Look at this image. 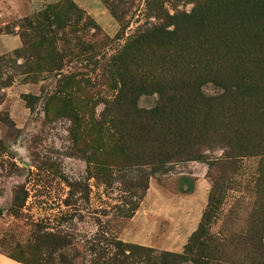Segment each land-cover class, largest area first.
Instances as JSON below:
<instances>
[{"label": "rangeland", "instance_id": "obj_1", "mask_svg": "<svg viewBox=\"0 0 264 264\" xmlns=\"http://www.w3.org/2000/svg\"><path fill=\"white\" fill-rule=\"evenodd\" d=\"M47 4L83 19L42 64L26 19ZM226 77L240 94L160 118L163 98L216 97ZM263 93L264 0H0V255L163 264L210 199L198 256L264 264ZM174 125L183 138L160 139Z\"/></svg>", "mask_w": 264, "mask_h": 264}, {"label": "trees", "instance_id": "obj_2", "mask_svg": "<svg viewBox=\"0 0 264 264\" xmlns=\"http://www.w3.org/2000/svg\"><path fill=\"white\" fill-rule=\"evenodd\" d=\"M197 4V7L192 8L190 10L189 13H186L187 16H191L194 13H196L197 11H199L201 9V7ZM159 14H155V16H158ZM71 17H73L71 19ZM83 18L81 17V11L75 6V5H49L47 4L46 6H44L41 10L37 11L35 13V15H33L30 20L26 19V28L29 30L33 31V38H34V49L38 52L41 53V57L39 58V63L42 64H46V63H55L57 57H58V53L55 51V43L56 40L58 39H62V38H58L56 36L57 32L60 31L62 32L66 26L68 28H71L73 30H76L77 24L79 23V21H81ZM60 35V34H59ZM142 36H139V38H141ZM23 42V46L28 43L27 41H22ZM33 44V43H32ZM226 77L224 80L220 79L218 83L219 86L223 89V93H221L220 95L216 96V97H211V98H205L203 97L201 94H199L198 92H193V91H184L181 94L173 97V98H163L161 101V105L159 108V113H160V118H162V121L167 120L168 116L173 117L174 120H178L180 118L179 116V111H181L182 109L180 108H172L175 105H173V101L175 102H179L180 106H184V105H214L220 101H223V99H227V98H231L234 95H238L240 94L239 92H241V89L244 87L243 84H238L235 81H233V79ZM138 86H141V84H138ZM264 94V93H263ZM168 107V109H166ZM153 113L152 117H156L155 115V110L151 111ZM183 112V110L181 111ZM179 117H176V116ZM148 116H144V120H146L148 122ZM150 120V119H149ZM159 120V116L157 114V118L155 119V121ZM264 120V119H263ZM151 121V120H150ZM155 123L151 124L149 123V125L151 126L150 129L153 127ZM164 134L167 136L166 142L168 141L170 142H174L175 140H179L182 139L183 136L180 134V130L178 127H175V125L173 126V130H169V131H163V132H159L158 135H160V139L164 138ZM157 135V133H156ZM168 144V143H167ZM202 144V143H201ZM208 145V144H206ZM227 146L229 147V152H227L226 154V158H229V155H232L234 153L233 148L230 146V143L227 144ZM227 147V149H228ZM190 151H193L192 149H188L186 150L185 147H181L180 149H173L171 147V149L167 150L164 152V154H162V156H164V159H166V161H173L176 160L177 157H181V155L183 157H187L190 153ZM147 158L149 159H156V156L154 155H149ZM190 159V158H187ZM211 204V200L209 199L202 215L200 218V222L198 224V227L196 228V230H194L192 232V234L190 235L188 241L185 244V247L183 249L182 254H171L168 253L166 260L163 262V264H178L180 261H185L187 260L186 258V253L187 254H191L190 256V260L196 264H228L226 262H213L212 259L210 258L211 256H203L200 255V257L198 256V252H196V250H194V240L196 237V232L198 228H201L203 222L205 221V219L207 218V212L209 210ZM114 248H120L121 247V243L119 241H115L113 243ZM127 248L131 247L130 245L126 246ZM120 253L123 255L124 251L120 250ZM128 253H130V250L128 249ZM167 253V252H166ZM198 256V257H197ZM9 258L23 263V264H31L28 261H23V260H19L18 258L9 256ZM124 258L129 259V255H125Z\"/></svg>", "mask_w": 264, "mask_h": 264}, {"label": "crops", "instance_id": "obj_3", "mask_svg": "<svg viewBox=\"0 0 264 264\" xmlns=\"http://www.w3.org/2000/svg\"><path fill=\"white\" fill-rule=\"evenodd\" d=\"M0 264H22V263L17 262L9 257L0 255Z\"/></svg>", "mask_w": 264, "mask_h": 264}]
</instances>
